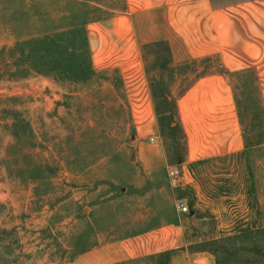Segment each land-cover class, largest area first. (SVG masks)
Instances as JSON below:
<instances>
[{"label": "rangeland", "instance_id": "obj_1", "mask_svg": "<svg viewBox=\"0 0 264 264\" xmlns=\"http://www.w3.org/2000/svg\"><path fill=\"white\" fill-rule=\"evenodd\" d=\"M124 7L0 0V264H70L100 240L146 230V216L153 224L168 215L171 188L183 197L197 186L219 203L203 216L186 203L181 213L197 217L187 221L190 249L264 263V108L254 73L236 85L246 151L184 168L175 102L206 71L173 67L162 46L148 53L168 164L183 171L178 183L168 173L146 183L135 150L144 110L97 72L88 42L90 25Z\"/></svg>", "mask_w": 264, "mask_h": 264}, {"label": "crops", "instance_id": "obj_2", "mask_svg": "<svg viewBox=\"0 0 264 264\" xmlns=\"http://www.w3.org/2000/svg\"><path fill=\"white\" fill-rule=\"evenodd\" d=\"M89 28L94 68L111 87L133 94V108L146 120L137 128L138 177L146 183L169 172L155 114L151 73L145 60L160 46L175 68L203 64L206 73L176 98V119L184 135L186 164L242 154L246 139L236 98L238 78L253 72L264 108V0H125V7ZM116 82V83H113ZM154 142L151 143L150 140ZM182 167V169H184ZM165 190L161 188L160 193ZM170 213L146 230L80 251L70 264H264L219 262L210 250H192L178 202L194 214L215 213L219 199L201 186L178 197L171 188ZM188 204V203H187ZM149 213V209H146ZM151 224V225H149ZM101 233L99 236H102Z\"/></svg>", "mask_w": 264, "mask_h": 264}, {"label": "built area", "instance_id": "obj_3", "mask_svg": "<svg viewBox=\"0 0 264 264\" xmlns=\"http://www.w3.org/2000/svg\"><path fill=\"white\" fill-rule=\"evenodd\" d=\"M150 142L151 143H153L154 142V140L153 139H151L150 140ZM183 170H180L179 168H170L169 169V172H168V175L175 181V182H180V180H181V172H182ZM189 173V172H188ZM190 174V173H189ZM190 176H191V174H190ZM177 209H178V211H180V212H182V213H184V214H186V213H189V207H188V205L187 204H185V203H183V202H178V204H177Z\"/></svg>", "mask_w": 264, "mask_h": 264}, {"label": "trees", "instance_id": "obj_4", "mask_svg": "<svg viewBox=\"0 0 264 264\" xmlns=\"http://www.w3.org/2000/svg\"><path fill=\"white\" fill-rule=\"evenodd\" d=\"M154 88H153V86H152V90H153ZM153 93H154V90H153ZM154 97H156V95H155V93H154ZM175 116H177V114H176V103H175ZM177 120V119H176ZM251 231V230H250ZM248 233H250V232H248Z\"/></svg>", "mask_w": 264, "mask_h": 264}]
</instances>
